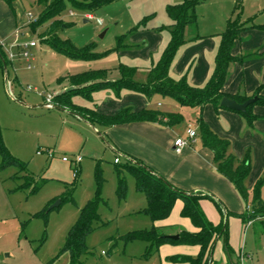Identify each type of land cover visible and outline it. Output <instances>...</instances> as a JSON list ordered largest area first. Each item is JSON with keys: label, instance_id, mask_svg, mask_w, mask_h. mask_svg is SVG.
<instances>
[{"label": "rangeland", "instance_id": "374dc122", "mask_svg": "<svg viewBox=\"0 0 264 264\" xmlns=\"http://www.w3.org/2000/svg\"><path fill=\"white\" fill-rule=\"evenodd\" d=\"M184 1L114 0L91 11L68 5L57 18L73 25L61 29L59 36L71 39L79 47L94 43V52L98 54L114 49L118 37L138 27L126 42L139 47L83 60L58 53L42 41L49 35L51 20L38 25L35 30L32 28L31 23L40 18L43 10L37 0H15L12 8L5 0H0V20L9 34L3 41L7 65L0 66L2 138L10 153L27 163V173L32 178L28 180L26 171H20L16 165L1 167L4 159L0 155V264H72L69 252L62 249L81 208L95 196L97 165L101 167V193L107 204L100 205L102 222L86 239L89 253L76 264L156 263L154 252L150 257L143 256L147 242L125 243L119 238L132 230L149 229L154 223L147 215L138 212L146 206V196L136 188L133 175L124 173L126 198L120 200L117 195L119 177L115 158L121 156L91 125L69 110L49 107L48 101L65 84L70 85L68 79L60 81V78L94 69H107L108 78L116 80L121 76L120 64H125L136 67V80L145 82L149 66L161 57L169 41L168 31H157L160 26L172 23L167 6ZM261 4L264 0H202L197 7L198 24L187 26L186 39L196 30L201 33L218 32L194 39L189 46L202 41L220 42L219 34L226 29L230 18L240 16L248 19ZM86 13L88 15L85 16ZM32 40L37 45L27 48L30 53L28 60L23 55L26 49L14 43L25 44ZM183 46L178 50L173 65L180 58ZM234 53L235 56L248 54L242 50V44ZM196 62L195 58L191 59L185 73L189 68L192 70ZM229 69L228 79L242 74L239 64L232 63ZM75 101L78 104L89 103L87 98L79 95ZM150 107L182 113L185 119L179 126L184 128L186 125V132L189 128L198 131L200 116L205 120L203 113L197 115L188 106L178 105L182 112L173 110L169 97L160 94L152 97ZM256 108L264 109V106L255 105L254 113ZM254 128L242 131V155L234 153L243 158L249 152L251 159V171L246 179L249 199L246 201L239 193L243 212L247 205H252L254 185L264 174V122L262 129L255 123ZM228 139L233 145V141ZM64 156L70 161H64ZM77 156H82L80 163L75 162ZM25 181H30V184H25ZM34 186H37L36 191ZM57 200L61 204L48 211ZM261 200L264 201V187ZM226 222L233 259L236 260L242 250V264H264V225L247 224L234 214H230ZM222 241L224 243V238ZM103 250L107 254H102ZM230 255L225 248L224 253L217 250L214 253L216 264H230L227 262Z\"/></svg>", "mask_w": 264, "mask_h": 264}, {"label": "trees", "instance_id": "16d2710c", "mask_svg": "<svg viewBox=\"0 0 264 264\" xmlns=\"http://www.w3.org/2000/svg\"><path fill=\"white\" fill-rule=\"evenodd\" d=\"M12 8L13 1L5 0ZM114 0H37L43 6L40 18L31 23L35 30L38 25L51 20L50 31L47 38L42 41L51 46L56 52L75 59L92 60L100 58L111 51H121L137 48L139 45H132L126 42L138 27H133L127 33L118 37V44L114 49L104 54L94 52V43L85 46H77L71 39H62L58 32L61 29L70 27L73 23L64 22L57 18L65 8L70 5L75 8L91 11ZM202 0H185L178 4H168L167 12L172 19L169 25L160 26L157 31L169 32V41L162 51L161 57L148 68V75L145 82L136 80L137 68L125 64H120L121 76L112 80L108 78L107 69H94L83 73L69 75L59 80L68 79L70 88L53 95L51 102L55 107L69 110L89 121L93 126H114L129 122H152L164 126H175L184 121L185 117L180 112L162 111L157 108H143L136 110L133 107H125L116 114H104L96 107L79 105L74 102L75 96H82L88 100L92 99V94L96 91L111 89L117 96H120L123 90L133 91L152 98L155 94L171 97L181 106L203 107L206 104H212L216 113L220 109H229L221 105L223 98L234 99L239 103L257 97V100L247 107L246 112L229 109L242 114L249 127H253L254 121L258 118L253 112L255 105L264 106V94L261 93L260 85L253 95H246L241 90L238 93L230 94L223 90V87L229 77L230 65L232 63H244L246 60L261 56L263 53L256 51L242 56H235L233 48L237 41L242 39V32L248 28H258L264 30V24H248L240 16L230 18L226 29L221 32L220 42L214 59V66L211 75L202 86L193 85L189 81L190 68L179 78L171 75V68L180 47L187 42L186 28L190 25L198 24L197 7ZM203 37L197 35V38ZM7 65L5 51L0 44V66ZM198 131L203 144L210 148L214 153V165L216 170L224 177L229 179L241 196L247 201L250 192L246 186V179L251 171V159L249 152L239 158L232 152L231 141L228 138L218 135L202 116L198 120ZM0 155L4 161L1 167L16 165L20 171H26L28 180H31L27 173V163L14 157L6 147L0 126ZM136 163L117 164L116 172L118 174L117 195L120 200L127 196V180L124 173H130L135 178L136 188L143 192L147 199V205L142 208L140 213L147 215L153 222L167 218L173 209L177 199L184 201L182 216L188 217L193 224L199 228L198 232L180 231L178 239L167 237L158 227L153 225L149 229H136L129 231L119 238L125 243L136 240L148 243L144 257H150L152 253L158 251L159 247L167 242L176 244L199 245L200 252L197 256H173L170 260L175 262H187L189 264H212V250L214 241L218 235L224 238V248L230 254L231 246L228 237V224L223 221L215 225L209 220L200 205V200L210 197L219 210H222V204L213 196L205 193L185 192L173 186L164 177L158 175L152 168L139 160L133 159ZM97 188L95 196L90 199L80 210V215L74 225L70 228L62 251H68L72 264L80 262L83 256L89 253L86 239L95 228L102 222L99 208L101 204H107L102 197L101 187L103 184L102 171L100 165L96 167ZM30 184V181H25ZM264 187V174L258 179L253 189L252 205H247V209L242 213H230L240 217L243 222L261 223L264 225V201L261 200V192ZM37 186H34V191ZM50 211V210H48ZM42 213V212H40Z\"/></svg>", "mask_w": 264, "mask_h": 264}, {"label": "crops", "instance_id": "0c3cea01", "mask_svg": "<svg viewBox=\"0 0 264 264\" xmlns=\"http://www.w3.org/2000/svg\"><path fill=\"white\" fill-rule=\"evenodd\" d=\"M256 9L257 12L252 17L248 19L242 18L243 20H247L249 25L264 24V4H261ZM86 15L88 14L86 13L85 16ZM213 32H218V30L203 33L196 30L195 33L190 35V38H187L180 58L177 59L176 63L172 66L173 70L171 71V75L173 77H181L185 73L191 59L195 58V62H197L194 68L189 72V81L191 84L197 86H202L206 83L213 70L219 42L210 40V43H208V41H202L203 43L201 42L195 46L189 45L192 44V41L197 35L204 36L207 35V33L211 35ZM8 35L9 34L5 32L2 20H0V44ZM241 36L242 39L236 42L233 53L237 46L242 44V50H246L248 53L259 51L263 54L248 59L242 64L235 63L242 67V74L239 73L234 77L231 76L226 81L223 90L226 93L235 94L242 89V92L250 96L262 85L261 93L264 94V30L248 28L242 32ZM146 75H148V73ZM69 88L70 85L67 83L57 93H61ZM75 97L74 102H76ZM147 98L148 97L143 94L128 90H123L121 95L117 96L113 90L106 89L94 92L88 104L79 105L96 107L101 113L112 115L130 106L136 110L152 108L150 107L152 98ZM76 103L78 104V102ZM169 104L173 110L183 111L182 108L178 109L179 104L171 97H169ZM158 105H161V102H158ZM153 108L160 109L158 107ZM190 108L197 115L203 113L206 122L218 135L224 138H230L233 141L232 152L236 153L238 156L242 155V131L244 129L251 130L254 128V123L257 128L262 129V124L264 122V109L262 108L255 109L256 113L254 114H256L258 118L254 121L252 128L246 125V120L242 114L236 111L220 109L219 113H216L213 105L210 103L206 104L203 109H200V107ZM72 114L84 120L85 123L97 130L111 149L121 156V161L119 163L115 162V164L131 163L132 161L130 159L139 160L152 168L158 175L164 177L173 186L185 192L205 193L220 201L222 210L219 212L213 203L214 201L210 197H205L200 200L202 209L209 220L215 225H219L223 221H226L227 217L230 216L228 212H243L239 191L233 182L216 170L214 165V153L203 144L199 131H197L196 137L189 142L182 152L178 153L174 150V144L178 137L187 136L185 130L186 125H184V128L179 126V124L169 127L158 123L137 121L109 127L93 126L84 118L74 113ZM183 207L184 201L181 198L177 199L171 214L165 219L155 221L153 225L158 227L165 234H179L182 230L198 232L199 228L193 224L192 220L182 216L181 212ZM222 238L221 235H218L214 241L212 250L213 264L217 262L214 253H216L217 250H219L220 253H224ZM199 252V245L167 242L162 244L158 251L155 252V264H189L187 262L172 261L170 257L197 256ZM241 253L242 250L238 254L236 260L229 254L230 259L227 262L230 264H241Z\"/></svg>", "mask_w": 264, "mask_h": 264}, {"label": "built area", "instance_id": "2783aa9c", "mask_svg": "<svg viewBox=\"0 0 264 264\" xmlns=\"http://www.w3.org/2000/svg\"><path fill=\"white\" fill-rule=\"evenodd\" d=\"M72 12V11H71ZM89 17L90 18H93V16L92 15H89ZM30 18H32V15L30 14ZM14 44H16L17 45V47H21V46H23V48L24 49H26V51L25 52H23V55L25 56V57H27V59L29 60V57H30V53L27 51V48L28 47H30V46H36L37 45V42L35 41V40H32V41H30V42H28V43H25V44H22V43H19L18 41L17 42H15ZM13 44V45H14ZM22 44V45H21ZM1 45H2V47H3V49H6L5 47V44H4V42H2L1 43ZM11 56H13V55H11ZM31 66V64H29V67ZM48 106L49 107H53L54 106V104L51 102V99L48 101ZM196 135H197V130H195V129H192V128H189L188 130H187V136L186 137H178L177 139H176V141H175V144H174V150L176 151V152H178V153H180V152H182V150L189 144V142L191 141V140H193L195 137H196ZM52 155V154H51ZM63 160L64 161H70V159L68 158V157H66V156H64L63 157ZM132 162L134 161V160H132V159H130ZM82 161V156H77L76 157V159H75V162L76 163H80ZM121 161V158L118 156V157H116L115 158V162L116 163H119ZM76 175H77V173H76ZM247 224H251V222H248ZM102 254H107V252L106 251H102ZM243 263V256H241V264Z\"/></svg>", "mask_w": 264, "mask_h": 264}, {"label": "water", "instance_id": "95a60500", "mask_svg": "<svg viewBox=\"0 0 264 264\" xmlns=\"http://www.w3.org/2000/svg\"><path fill=\"white\" fill-rule=\"evenodd\" d=\"M85 21H87V19H85ZM256 100H257V97L255 96L253 98H250V99L246 100L243 103H239V102H237L234 99L223 98L222 101H221V105L224 106V107H226V108H229V109L238 110V111H241V112H246L247 111V107L250 104L254 103ZM60 204H61V201L60 200L55 201L49 207V210H51L54 207L59 206ZM166 236L169 237V238H171V239H178L180 237L179 234H167Z\"/></svg>", "mask_w": 264, "mask_h": 264}]
</instances>
